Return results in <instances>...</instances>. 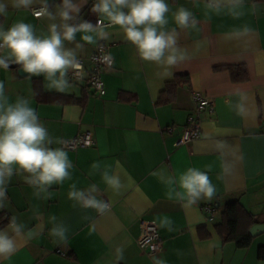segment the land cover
Instances as JSON below:
<instances>
[{"label": "crops", "instance_id": "1", "mask_svg": "<svg viewBox=\"0 0 264 264\" xmlns=\"http://www.w3.org/2000/svg\"><path fill=\"white\" fill-rule=\"evenodd\" d=\"M5 2L9 3L7 14L0 16L5 29L22 20L33 24L38 35L47 34L52 21L32 13V8L41 6L40 0L28 10L11 7L10 0ZM75 2L81 8L80 17L93 24L98 19L106 23L102 26L108 24L91 12L94 0ZM60 3L62 0H49L50 6ZM167 3L172 11L179 6L190 9L199 22V31L177 28L178 43L187 48L190 59L167 73L142 60L118 26L107 27L110 38L94 45L81 41L79 33L76 42L83 48L65 42L66 47L76 48L78 59L88 69L97 44L108 45L114 63L102 72L104 95L96 94L85 82L70 79L72 87L67 92L47 90L42 75L21 77L17 68H0V81H4L10 100L28 98L51 137L64 141L91 131L96 140L92 147L65 149L73 164L71 179L52 185L51 199H44L43 194L37 198L22 176L12 177L5 207L0 209L4 221L0 229L15 215L25 225V234L16 238L17 251L8 259L0 258V264H153V257L163 258L166 264H264L257 255L258 247L264 245V236H260L264 233L242 249L234 242H224L216 230L225 205L234 199L240 200L257 223H264V0H245L239 18L227 10L208 12L205 0ZM169 21V27H175L171 13ZM245 26L251 31L236 35ZM198 43L202 44L199 48ZM231 66H245L248 79L233 80ZM181 74L188 79H181L173 97L161 101L167 83ZM37 80L45 100L36 97ZM194 91L211 98L214 111L203 112L199 139L178 144L195 110ZM241 95L246 98L244 116L235 111ZM97 161L101 171L107 167L120 177L123 187L118 192L92 169ZM189 167L208 171L217 189L212 201L185 207L167 196L160 170L178 176ZM72 183L79 189L95 184L98 198L109 202L110 210L100 214L70 200ZM207 206L214 212L209 213ZM53 215L68 228L65 241L49 235ZM165 217L173 222V231L159 226ZM141 220L157 224L163 239L159 253L150 255L138 245ZM29 229L38 235L29 239ZM117 248L123 250L121 260H117Z\"/></svg>", "mask_w": 264, "mask_h": 264}, {"label": "clouds", "instance_id": "2", "mask_svg": "<svg viewBox=\"0 0 264 264\" xmlns=\"http://www.w3.org/2000/svg\"><path fill=\"white\" fill-rule=\"evenodd\" d=\"M34 3L35 0H10L11 7L16 9L28 10ZM40 3L41 8L36 15L52 21L47 34L38 35L33 24L22 20L6 29L0 24V50H7L6 54L0 55V68L8 70L12 65H18L25 74L42 75L47 82V90L61 93L72 87L69 71L80 67L76 48H83V44L76 42L78 33L81 41L94 45L110 38L107 27L118 26L124 39L135 46L142 60L155 63L167 73L170 68L190 59L187 48L178 43L177 28L199 31V22L190 9L179 6L172 11L167 0H94L91 12L106 20V26H101L99 19L93 24L80 17L81 8L75 0H62L54 6L49 5V0H40ZM244 4L245 0H205L208 12L219 14L227 10L235 18L244 14ZM52 7L55 11L51 10ZM8 8L9 3L0 0V16L6 15ZM169 13L175 27H169ZM250 31L245 26L236 35ZM65 42L75 43L76 48L66 47ZM201 46V43L197 44V48ZM245 99L241 95L235 105L240 116L247 111ZM53 144L62 145L64 141L50 136L28 98L18 96L14 102L11 101L4 81H0V209L5 207L7 186L14 175L22 176L35 189V196L41 198L43 194L44 199H51L49 189L52 185H62L71 179L73 164L68 152L64 147H52ZM219 146L222 147L223 142H219ZM91 167L100 172L104 183L113 191L118 192L123 187L120 177L112 174L109 168L101 171L99 161ZM160 172V179L168 188L167 196L182 202L185 207L201 200L210 202L216 196L217 189L208 171L189 167L178 176L164 174L163 169ZM98 192L95 184L79 189L76 183H72L68 198L84 208L104 214L110 210V205L98 198ZM49 221L52 224L49 235L65 241L68 228L63 222H57L54 215ZM172 224L166 217L159 222V226L168 231H173ZM23 234L25 225L13 215L8 225L0 229V258L8 259L17 251L16 238ZM26 235L32 239L38 233L29 229ZM116 252L117 260L123 259V250L117 248ZM153 264H166V261L153 257Z\"/></svg>", "mask_w": 264, "mask_h": 264}, {"label": "built area", "instance_id": "3", "mask_svg": "<svg viewBox=\"0 0 264 264\" xmlns=\"http://www.w3.org/2000/svg\"><path fill=\"white\" fill-rule=\"evenodd\" d=\"M41 6L32 8V13L36 17V13ZM101 26L105 25L102 20ZM3 50H0L2 52ZM80 67L71 70L68 73V78L77 82H85L91 87L96 94L104 95L106 87L102 78V72L113 67V57L109 53V47L106 44L99 43L95 51L90 56L91 68L88 69L84 62L79 59ZM193 99L195 101V110L188 117L187 124L183 129L182 135L179 138L178 144L199 139L202 136L201 117L205 110L214 111V102L211 98L205 96L202 92L194 91ZM96 143L95 137L91 131L79 132L76 136L64 140L63 147L68 150H76L78 148L92 147ZM206 210L209 213L214 212V208L207 206ZM213 219V216H210ZM141 234L137 239L138 245L147 250L150 255L159 253L162 250L163 239L159 232L157 224L153 221L141 220ZM62 255V251H58Z\"/></svg>", "mask_w": 264, "mask_h": 264}, {"label": "trees", "instance_id": "4", "mask_svg": "<svg viewBox=\"0 0 264 264\" xmlns=\"http://www.w3.org/2000/svg\"><path fill=\"white\" fill-rule=\"evenodd\" d=\"M235 81H244L248 79V70L245 66L228 67ZM181 79H188L187 75L181 74L171 82L167 83L165 90L162 92L161 101H165L171 95L173 97L175 88L181 83ZM40 83L37 80L35 83V94L39 100H45V92L41 90ZM170 97V98H171ZM3 216H0V226L4 223L1 221ZM257 221L253 214L249 212L238 199L229 201L222 213L221 221L216 225V230L223 238L224 242H234L238 248H248L251 246L254 236L251 235L250 229ZM257 255L259 259L264 260V245L258 247Z\"/></svg>", "mask_w": 264, "mask_h": 264}, {"label": "water", "instance_id": "5", "mask_svg": "<svg viewBox=\"0 0 264 264\" xmlns=\"http://www.w3.org/2000/svg\"><path fill=\"white\" fill-rule=\"evenodd\" d=\"M10 68H17L18 73L21 77L29 76V74H25L18 65H12ZM250 233L252 236L256 237L262 233H264V223H256L250 229Z\"/></svg>", "mask_w": 264, "mask_h": 264}, {"label": "rangeland", "instance_id": "6", "mask_svg": "<svg viewBox=\"0 0 264 264\" xmlns=\"http://www.w3.org/2000/svg\"><path fill=\"white\" fill-rule=\"evenodd\" d=\"M260 236H264V235H260Z\"/></svg>", "mask_w": 264, "mask_h": 264}]
</instances>
